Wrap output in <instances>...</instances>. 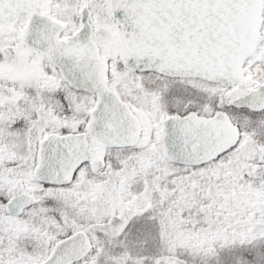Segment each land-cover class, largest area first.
Segmentation results:
<instances>
[{"label": "snow or ice", "instance_id": "6c2138e0", "mask_svg": "<svg viewBox=\"0 0 264 264\" xmlns=\"http://www.w3.org/2000/svg\"><path fill=\"white\" fill-rule=\"evenodd\" d=\"M0 264H264V0H0Z\"/></svg>", "mask_w": 264, "mask_h": 264}]
</instances>
